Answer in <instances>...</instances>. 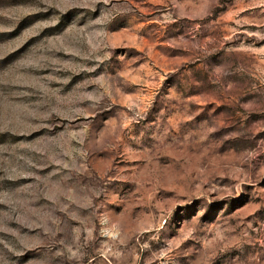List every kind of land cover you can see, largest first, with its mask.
Instances as JSON below:
<instances>
[{
	"label": "rangeland",
	"instance_id": "rangeland-1",
	"mask_svg": "<svg viewBox=\"0 0 264 264\" xmlns=\"http://www.w3.org/2000/svg\"><path fill=\"white\" fill-rule=\"evenodd\" d=\"M0 264H264V0H0Z\"/></svg>",
	"mask_w": 264,
	"mask_h": 264
},
{
	"label": "clouds",
	"instance_id": "clouds-1",
	"mask_svg": "<svg viewBox=\"0 0 264 264\" xmlns=\"http://www.w3.org/2000/svg\"><path fill=\"white\" fill-rule=\"evenodd\" d=\"M56 162H59V161H56ZM204 210L207 211V206H205V209Z\"/></svg>",
	"mask_w": 264,
	"mask_h": 264
}]
</instances>
